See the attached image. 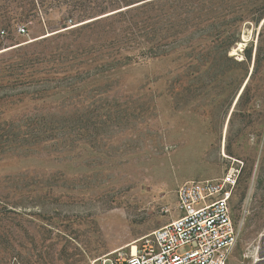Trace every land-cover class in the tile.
Here are the masks:
<instances>
[{
	"label": "rangeland",
	"instance_id": "1",
	"mask_svg": "<svg viewBox=\"0 0 264 264\" xmlns=\"http://www.w3.org/2000/svg\"><path fill=\"white\" fill-rule=\"evenodd\" d=\"M148 1L119 55L84 49L122 18L69 34ZM0 28V264H115L230 167L229 264H264V0H0Z\"/></svg>",
	"mask_w": 264,
	"mask_h": 264
},
{
	"label": "built area",
	"instance_id": "2",
	"mask_svg": "<svg viewBox=\"0 0 264 264\" xmlns=\"http://www.w3.org/2000/svg\"><path fill=\"white\" fill-rule=\"evenodd\" d=\"M13 30L18 36L28 31L24 25ZM7 36L0 28V38ZM240 171L230 167L218 179L182 183L173 219L137 240L134 254H115V264H229L239 236L232 200Z\"/></svg>",
	"mask_w": 264,
	"mask_h": 264
},
{
	"label": "trees",
	"instance_id": "3",
	"mask_svg": "<svg viewBox=\"0 0 264 264\" xmlns=\"http://www.w3.org/2000/svg\"><path fill=\"white\" fill-rule=\"evenodd\" d=\"M150 2L148 1V3H144L141 6H138L136 8H132V9H128L125 11H120L117 12L111 16H107L105 18H103L104 20H101L102 18L92 22V23H87L84 24L82 26L79 27H75L72 29H69V34L70 35H75V34H80L83 31H87V30H92L95 29V26L101 25L105 22H108L110 20H117L119 18H122L120 21H114V23H111V26L118 24L119 29H107V30H102V34H114L113 38L106 43H102V44H94L93 47H89V46H85L86 50L84 53H89L91 51H97V49H113L115 50L114 53L119 55V52L116 51L115 47L118 46H122L124 44H129L133 38V36L136 37V34L139 33L141 36L142 34H144L143 32H145L147 34L148 32V22L150 19V12L148 11H144L146 8H150L152 6V4H149ZM130 12H133L134 14H130ZM128 16V17H127ZM113 17V18H110ZM138 19V20H137ZM140 20V21H139ZM74 29V30H73ZM141 32V33H140ZM90 35H95L96 37H100L101 33L100 32H94L92 34V32L90 33ZM145 35V34H144ZM153 49H156L155 47H153ZM153 49L151 50V54L152 55ZM110 54V53H109ZM128 57H126L125 59H127ZM45 130L38 128L37 130V134H38V138L39 136H41V132L43 133ZM50 130H48L49 132ZM47 132V133H48ZM52 132V131H51ZM46 133V135H48ZM51 136V139L54 138ZM44 138V136H42ZM48 137V136H47Z\"/></svg>",
	"mask_w": 264,
	"mask_h": 264
},
{
	"label": "bare ground",
	"instance_id": "4",
	"mask_svg": "<svg viewBox=\"0 0 264 264\" xmlns=\"http://www.w3.org/2000/svg\"><path fill=\"white\" fill-rule=\"evenodd\" d=\"M246 42V38L244 37V43ZM239 44V43H238ZM243 45V44H242ZM241 44L239 45V48L243 47ZM245 45V44H244ZM238 48V47H237ZM5 51V50H4ZM136 252V244L132 243L130 245V253L134 254Z\"/></svg>",
	"mask_w": 264,
	"mask_h": 264
}]
</instances>
